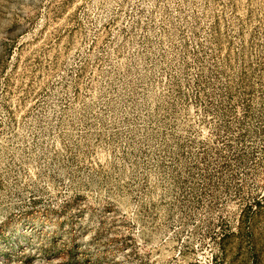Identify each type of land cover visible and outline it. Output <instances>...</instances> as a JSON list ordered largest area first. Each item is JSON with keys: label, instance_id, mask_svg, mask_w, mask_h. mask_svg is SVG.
Listing matches in <instances>:
<instances>
[{"label": "rangeland", "instance_id": "obj_1", "mask_svg": "<svg viewBox=\"0 0 264 264\" xmlns=\"http://www.w3.org/2000/svg\"><path fill=\"white\" fill-rule=\"evenodd\" d=\"M0 264H264V0H0Z\"/></svg>", "mask_w": 264, "mask_h": 264}]
</instances>
